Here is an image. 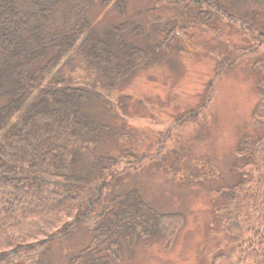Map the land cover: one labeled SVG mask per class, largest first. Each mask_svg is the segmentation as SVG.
Here are the masks:
<instances>
[{
    "label": "rangeland",
    "instance_id": "obj_1",
    "mask_svg": "<svg viewBox=\"0 0 264 264\" xmlns=\"http://www.w3.org/2000/svg\"><path fill=\"white\" fill-rule=\"evenodd\" d=\"M216 3L200 8L195 3L191 9L155 0L128 3L127 17L135 22L145 17L141 21L153 37L158 36L154 22L160 23L162 37L166 30L174 33L178 25L185 28L175 33L177 42L137 69L123 88L103 91L105 101L91 99L95 123L104 125L94 140V156L106 171L118 173L112 186L102 187L96 212L109 209L114 197L135 189L147 212L160 215V231L154 235L122 230L112 237L110 248L97 242V255L109 252L110 264H224V259L213 261L215 253L236 245L240 216L234 204L247 200L244 194L250 195L252 184L249 178L243 185L239 182L244 179L242 170L250 168L242 139L261 132L255 125L263 119L259 116L263 111L254 109L264 100L255 68L264 59V0ZM98 5L91 7L98 28L122 19L110 5ZM251 26H259L260 32L251 31ZM195 109L198 112L190 117L196 119L176 122ZM129 150L139 158L128 155ZM93 164L82 157L76 168L91 181L80 184L84 186L78 203L83 207L102 179ZM230 197L231 205L225 209ZM86 219L49 244L47 264H67L91 244L92 236L83 225L93 220ZM229 256L238 261L237 254Z\"/></svg>",
    "mask_w": 264,
    "mask_h": 264
},
{
    "label": "trees",
    "instance_id": "obj_2",
    "mask_svg": "<svg viewBox=\"0 0 264 264\" xmlns=\"http://www.w3.org/2000/svg\"><path fill=\"white\" fill-rule=\"evenodd\" d=\"M162 1L181 9H191L195 3L199 8L217 4L216 0H155V4ZM129 2L0 0V264H47L49 244L82 226L86 218L93 220L83 225L92 236L91 244L67 264H110L109 252L97 255V242L110 248L112 237L122 230L139 235L140 231L151 235L160 231V215L147 212L135 189L114 197L109 209L96 212L102 187L112 186L118 173L106 171L94 156V140L104 125L95 123L91 99L105 101L103 91L123 88L137 69L177 42L175 33L185 28L178 25L174 33L166 30L162 37L160 23L154 22L158 36L153 37L141 21L145 17L138 22L127 17ZM95 4L110 5L122 19L98 28L91 15ZM251 31L260 32L259 26H251ZM255 68L263 97L264 59ZM260 109L264 117V103ZM196 111L176 122L196 119L190 117ZM251 139L242 149L250 168L242 171L240 182L249 178L252 190L249 187L250 195L244 194L247 200L234 204L240 216L238 240L219 249L214 262L264 264V148H256L261 139ZM127 154L138 157L130 150ZM82 157L90 158L102 177L85 207L78 203L84 186L80 184L91 181L76 171ZM243 201L246 206L239 207ZM229 253L237 254L236 263ZM20 258L25 259L17 261Z\"/></svg>",
    "mask_w": 264,
    "mask_h": 264
},
{
    "label": "flooded vegetation",
    "instance_id": "obj_3",
    "mask_svg": "<svg viewBox=\"0 0 264 264\" xmlns=\"http://www.w3.org/2000/svg\"><path fill=\"white\" fill-rule=\"evenodd\" d=\"M264 101V100H263ZM261 102V103H264V102ZM261 105V104H260ZM260 105H258V107H256L255 109H254V112L255 113H259L260 111H261V109H260ZM262 116L263 115V113L261 114H259V116ZM259 116H258V121H259ZM256 127H259L260 129H261V132L259 131V132H256V133H254V135H259L258 137H256V138H252L251 140L253 141V142H257L259 139H261V141L257 144V147L256 148H261V149H263L264 148V117H263V119H260V121L255 125ZM250 138L251 137H244L243 139H242V143L245 145L248 141H250ZM249 163V162H248ZM247 165H249V164H247ZM246 167H248V166H246ZM249 168H246L245 170H248ZM244 170V169H243ZM242 170V171H243ZM240 182V181H239ZM240 184H242L243 185V183H241L240 182ZM240 184H238V187H240ZM245 188V186H243V189ZM248 190L250 191V189L248 188ZM243 200V199H242ZM243 206H246V204H245V202L243 201L242 203H241Z\"/></svg>",
    "mask_w": 264,
    "mask_h": 264
}]
</instances>
